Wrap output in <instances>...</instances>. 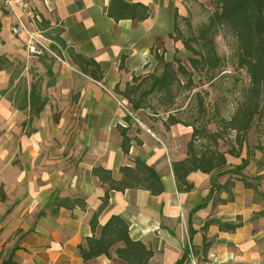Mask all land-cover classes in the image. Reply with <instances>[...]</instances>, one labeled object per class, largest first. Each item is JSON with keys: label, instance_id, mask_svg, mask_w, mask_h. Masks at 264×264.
Segmentation results:
<instances>
[{"label": "crops", "instance_id": "1", "mask_svg": "<svg viewBox=\"0 0 264 264\" xmlns=\"http://www.w3.org/2000/svg\"><path fill=\"white\" fill-rule=\"evenodd\" d=\"M25 1L29 12L0 4V264H129L114 251L81 257L78 245L92 234L89 220L97 211L94 233L119 214L131 238L152 250L148 264H177L183 254L179 264H189L188 242L200 261L209 251L232 252L223 264L249 253L264 259V252L250 251L261 234L248 219V188L226 168L190 171L191 188L178 187L172 161L187 156L192 126L165 125L167 116L150 119L146 108L133 109L114 90L151 71L156 53L166 60L188 57L173 31L187 0H125L146 5L148 14L117 20L106 12L110 0ZM15 24L23 28L13 32ZM33 31L47 36L48 50L37 57L26 48ZM56 32L64 46L50 37ZM68 48L95 60L101 77L84 73ZM32 96L34 107L44 101L37 115H31ZM121 128L129 137L127 151ZM136 157L157 171L162 191L110 188L91 171L101 166L120 179L121 166L133 167ZM238 215L242 223L234 229L215 220L203 227L210 218L238 222Z\"/></svg>", "mask_w": 264, "mask_h": 264}, {"label": "trees", "instance_id": "2", "mask_svg": "<svg viewBox=\"0 0 264 264\" xmlns=\"http://www.w3.org/2000/svg\"><path fill=\"white\" fill-rule=\"evenodd\" d=\"M214 5V10L208 15L207 20L197 27L195 34L187 38L183 37L178 30L177 17L173 31L174 37L180 38L183 46L196 55L188 56L190 65L195 69H215L218 67L221 58L215 49L214 34L221 26H226L234 33L238 48L237 64L244 67L249 75V85L244 90L243 99L229 118L225 120L227 127L235 131L237 148L232 146L226 151L219 150L217 147L220 137L218 129L210 131L205 125L198 127L192 122L185 123L170 111L178 91L189 89L192 84L191 71L178 57L166 60L163 54L156 53V65L151 71L133 75L129 81H126L123 88H119L117 84L114 87L116 92L127 99L133 109L149 107L157 112V108L161 107L162 110L167 111L165 125L181 122L192 126L190 138L186 143L187 156L172 161L177 186L185 190L192 186L186 178L190 171L209 172L224 169L222 166L226 163L225 153L228 152L234 156L239 155L243 140L240 135L245 133L251 125L259 106V95L264 84V0H214ZM106 12L116 20L120 18L142 19L147 16L148 8L139 2L110 0L106 6ZM50 37L64 46L58 32ZM193 40L196 41L197 45H193ZM68 51L72 60L78 64L84 73L97 79L101 77V69L95 60L76 52L73 48H68ZM174 62L176 65L173 64ZM46 66L48 74H51L50 66ZM179 74L186 78L185 83L181 82ZM47 83H52V79L50 78ZM34 90L32 87L31 94L34 93ZM152 97H156V104L152 102ZM34 103L32 96L31 115L39 113L44 101H40L36 107H34ZM120 131L123 136L122 148L127 151L129 137L123 128ZM202 138L211 141V143L201 142L197 144L196 140ZM134 162L133 167L121 166L122 177L120 179H114L110 170L101 166H94L91 171L97 174L102 181H106L110 188L123 190L126 187H144L152 193L162 191L163 184L157 171L140 157H136ZM231 171L236 172L238 168L235 167ZM76 201L80 205L84 204V200L80 198H76ZM97 214L98 211L94 212L89 220L92 234L86 236L84 243L78 245L79 253L84 260L100 254L111 257L112 251H114L116 257L129 264H148L152 250L141 240L131 238L128 232V223L124 218L119 214H112L100 226L98 234H95ZM213 220L217 221L220 228L234 229L240 225V221H221L210 218L205 221L203 227ZM204 247L206 248L207 245ZM184 256L183 254L179 258L177 264L182 262ZM7 263L8 260L2 261V264Z\"/></svg>", "mask_w": 264, "mask_h": 264}, {"label": "rangeland", "instance_id": "3", "mask_svg": "<svg viewBox=\"0 0 264 264\" xmlns=\"http://www.w3.org/2000/svg\"><path fill=\"white\" fill-rule=\"evenodd\" d=\"M185 11L177 16L178 30L183 37H190L196 33L197 27L207 20L208 15L214 10V0H187L184 2ZM33 13V18H34ZM39 32V31H38ZM47 37L44 32H39ZM51 34V33H50ZM45 41V40H44ZM197 45L196 41H192ZM214 44L217 54L220 56V65L215 69H195L188 57L181 54V62L191 71L192 84L189 89L178 91L175 102L170 108L175 116L185 123L192 122L198 127L206 126L210 131L218 129V149L226 151L234 146L237 148L235 131L227 127L226 119L235 110L238 103L243 99L244 90L249 85V75L244 67L237 64V41L234 33L226 26H221L214 34ZM186 49V48H185ZM186 54L194 55L186 49ZM198 56V55H197ZM176 65V63H173ZM182 83L186 78L179 74ZM259 106L253 117L249 129L240 135L242 146L239 155H230L234 162L225 163L222 168L230 172V177L240 181L248 188L247 202L251 204L248 219L251 221L252 231L259 232L255 238L252 252H264V84L259 95ZM156 104V97L151 98ZM158 111L146 107L147 116L152 118H166L167 111L157 108ZM189 140V139H188ZM211 143L205 138L196 140V143ZM228 156V155H227ZM226 156V157H227ZM232 156V157H231ZM228 165H231L228 167ZM228 167V168H227ZM237 167L238 171H231ZM219 170V169H218ZM234 174V175H233ZM230 182H233L230 180ZM237 219L242 223L240 215ZM233 264H264V259L259 255L249 253L241 261Z\"/></svg>", "mask_w": 264, "mask_h": 264}, {"label": "built area", "instance_id": "4", "mask_svg": "<svg viewBox=\"0 0 264 264\" xmlns=\"http://www.w3.org/2000/svg\"><path fill=\"white\" fill-rule=\"evenodd\" d=\"M0 4L1 7L4 6L9 9H13L14 5H19L23 10L29 12V6L25 0H0ZM34 16L37 17L35 14ZM20 27L23 28V25L15 24L11 26V30L17 32ZM44 40L45 38L38 31H33L28 34L26 48L31 56L37 57L45 49L48 50ZM186 257L189 264H223L228 259L233 258V253L226 252L225 254H220L214 251H209L207 253V258L204 261H200L194 252L192 244L188 242Z\"/></svg>", "mask_w": 264, "mask_h": 264}]
</instances>
